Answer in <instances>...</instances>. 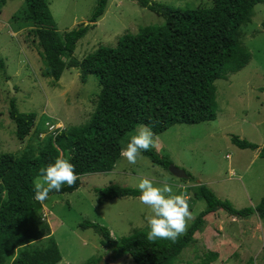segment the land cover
Segmentation results:
<instances>
[{"label":"rangeland","instance_id":"1","mask_svg":"<svg viewBox=\"0 0 264 264\" xmlns=\"http://www.w3.org/2000/svg\"><path fill=\"white\" fill-rule=\"evenodd\" d=\"M152 1L175 7L211 3V0ZM47 2L58 31L86 23L96 4V0ZM23 6V0H6L0 9V59L4 64L0 70V153L18 154L28 144L36 151L42 138L32 131H45V120L56 121L64 128L85 124L100 91L94 75L89 74L86 81L81 82L79 69L75 67L66 68L57 82L42 76L35 36L29 33L27 26L20 31L13 30L11 16ZM263 22L264 3H258L250 22L242 26L241 43L250 51L249 62L239 71L214 82L216 118L195 124H174L154 134L157 147L150 149L185 170L186 178H177L168 169L153 165L142 153L136 164H129L121 156L109 172L80 176L81 184L74 191L49 194L42 203V212L50 234L29 248L44 247L52 241L61 254L58 264H87L91 259L99 264H136L130 255L114 257L102 247L98 227L82 228L80 223L88 220L106 226L115 240L137 229H148L150 209L139 202V197L105 199L94 191L95 187L109 185L138 189L140 178L151 179L157 187H162V181L167 179L173 194L187 196L194 218L206 205L195 196L199 184L207 186L218 198L228 200L236 209L255 207L264 196V157L258 155V149L237 147L231 142V136L259 147L264 145V91L260 90L264 87ZM163 23V17L139 6L136 0H108L103 15L77 42L73 56L81 60L100 45L114 46L124 33H137L145 26ZM12 97L20 112L36 114L30 136L22 141L15 136V123L8 116ZM141 126L144 125H138L124 136L122 149ZM3 195L0 202L5 201ZM217 211L225 214L221 221L222 232L206 216L207 223L194 234V239L166 264H195L207 250L216 252L211 264H264V217L252 214L240 219L223 209ZM217 215L218 212L213 217Z\"/></svg>","mask_w":264,"mask_h":264},{"label":"trees","instance_id":"2","mask_svg":"<svg viewBox=\"0 0 264 264\" xmlns=\"http://www.w3.org/2000/svg\"><path fill=\"white\" fill-rule=\"evenodd\" d=\"M5 2L0 0V9ZM23 2L21 11L11 16L13 30L27 26L35 36L42 76L57 82L66 68L75 67L81 82L92 74L100 86L85 124L66 127L60 135L47 134L38 141L36 151L28 144L18 154L0 153V196L5 194V201L0 202V264H58L61 254L52 241L29 248L50 234L49 224L42 219V203L34 199L33 182L40 169L57 158L68 159L79 179L74 186L65 184L59 192L49 194L70 193L80 186V176L111 171L121 157L124 136L138 125L160 134L174 124L214 120V82L249 62L250 51L241 43L242 26L250 22L255 5L264 0H211L208 6L193 7L136 0L139 6L163 17L164 23L124 33L114 46L100 45L81 60L73 56L76 44L103 15L108 0H96L87 22L65 31H58L47 0ZM3 67L0 59V70ZM8 116L15 123V136L24 140L36 114L20 112L12 97ZM39 130L33 131L36 137L43 132ZM231 142L241 149H258V155L264 157V145L259 147L237 136H231ZM141 153L153 165L168 169L172 163L152 149ZM197 187L195 196L206 205L175 242H149V229H137L115 240L106 226L85 220L80 227H98L101 246L114 257L130 255L136 264H166L192 240L204 217L218 209L240 219L252 214L264 217V196L255 207L236 209L204 184ZM94 191L105 199L140 195L139 189L127 186L95 187ZM215 259L216 252L207 250L195 264H211ZM87 264L99 263L91 259Z\"/></svg>","mask_w":264,"mask_h":264},{"label":"clouds","instance_id":"3","mask_svg":"<svg viewBox=\"0 0 264 264\" xmlns=\"http://www.w3.org/2000/svg\"><path fill=\"white\" fill-rule=\"evenodd\" d=\"M52 121L50 122L53 123ZM53 124L58 123L55 121ZM64 130L63 125L60 124L57 128L49 131L53 135H60ZM41 133L44 134L41 138L49 134L46 126L45 131ZM156 147L157 142L154 139L152 129L147 126H141L136 134L131 136L120 155L129 164H136L137 158L142 151H148L150 148ZM78 179L75 166L68 159L57 158L53 163L40 169L39 175L33 182L34 199L43 203L48 199L50 192H59L65 184L72 187ZM162 185V187L155 186L154 182L149 178H140L137 184L140 190L139 202L147 206L151 213L147 217L149 231L146 238L149 242H154L158 239L175 242L187 231L188 221L194 219L192 212L189 210L187 199L183 195L173 194V188L167 179L162 181Z\"/></svg>","mask_w":264,"mask_h":264},{"label":"crops","instance_id":"4","mask_svg":"<svg viewBox=\"0 0 264 264\" xmlns=\"http://www.w3.org/2000/svg\"><path fill=\"white\" fill-rule=\"evenodd\" d=\"M60 79H61V77H60ZM45 121H47V120H45ZM55 122V121H54ZM33 128V127H32ZM31 131H32V129H31ZM31 131H30V133L27 135V137H29L30 136V134H31ZM34 131V130H33ZM32 131V132H33ZM39 131H42V130H39ZM27 137H25L24 139H26ZM258 153H259V150H258ZM185 198H187V196H184ZM216 212H218L219 213V215H217V216H215V217H213V214L214 213H216ZM216 212H213V213H211V214H208V215H206L207 217H210V219L208 220V221H210V222H212L213 221V225L215 226H218V230L219 231H221L222 232V227H221V221L223 220V216L225 215V214H223V213H221V212H219V211H216ZM206 216L204 217V219H203V222L204 223H202V226H203V224H206L207 223V219L208 218H206ZM211 219H212V221H211ZM210 222H208V223H210ZM218 230H217V232H218ZM199 231V230H198ZM197 231V232H198ZM195 237V236H194ZM194 237L192 238V240L194 239ZM182 251V250H181Z\"/></svg>","mask_w":264,"mask_h":264},{"label":"water","instance_id":"5","mask_svg":"<svg viewBox=\"0 0 264 264\" xmlns=\"http://www.w3.org/2000/svg\"><path fill=\"white\" fill-rule=\"evenodd\" d=\"M9 86H10V90L12 92H14V88L10 82H9ZM168 170L172 173V175L176 176L177 178H186L187 177L185 170L178 168L173 164H170L168 166Z\"/></svg>","mask_w":264,"mask_h":264},{"label":"built area","instance_id":"6","mask_svg":"<svg viewBox=\"0 0 264 264\" xmlns=\"http://www.w3.org/2000/svg\"><path fill=\"white\" fill-rule=\"evenodd\" d=\"M58 125H60V124H53V123H51L50 121H46V122H45V126H46V129H47V133L53 135L52 132H50L49 130H50V129H53V128H57ZM43 135H44V134L41 133V134H40V137H42ZM44 216H45V214H43V218H42V219H44Z\"/></svg>","mask_w":264,"mask_h":264}]
</instances>
